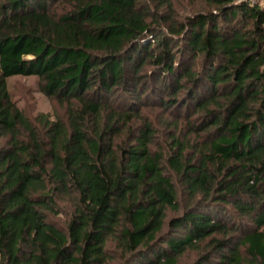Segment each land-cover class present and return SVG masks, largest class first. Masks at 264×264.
I'll return each mask as SVG.
<instances>
[{"label": "trees", "instance_id": "16d2710c", "mask_svg": "<svg viewBox=\"0 0 264 264\" xmlns=\"http://www.w3.org/2000/svg\"><path fill=\"white\" fill-rule=\"evenodd\" d=\"M199 1L0 0V264H264V6Z\"/></svg>", "mask_w": 264, "mask_h": 264}, {"label": "rangeland", "instance_id": "374dc122", "mask_svg": "<svg viewBox=\"0 0 264 264\" xmlns=\"http://www.w3.org/2000/svg\"><path fill=\"white\" fill-rule=\"evenodd\" d=\"M179 1L180 4H177L179 15H183L194 8L206 7V5L199 0L195 1L193 5H191L188 0ZM174 2V4H176V0H174ZM7 87L16 105L21 107L29 117L35 116L39 112H49L50 114L58 113L59 115L63 114L65 106L59 105L53 98H50L47 95L45 96L40 90H38V80L34 75H12V77L7 79ZM142 114L156 125L154 142L163 147L165 142L169 140V135H167V133L173 131L172 129H168L169 124H167V121L171 120V115L168 111L161 109L157 105L145 107ZM152 147H155V145L152 144ZM165 153L166 155L169 154L167 148H165ZM166 169L171 176L174 177V180H178L176 175L170 169ZM176 184L179 190V202L185 203V201H187V194L183 192V185L178 181H176ZM60 205V211L57 215L53 216V221H55L60 227H64L70 212V205H68L66 201L61 202ZM173 213L174 211L167 210V216H170ZM106 253L109 254V258L104 264H116L118 261L119 249L115 242H111Z\"/></svg>", "mask_w": 264, "mask_h": 264}, {"label": "built area", "instance_id": "2783aa9c", "mask_svg": "<svg viewBox=\"0 0 264 264\" xmlns=\"http://www.w3.org/2000/svg\"><path fill=\"white\" fill-rule=\"evenodd\" d=\"M245 1L249 2L250 4H258V3H260L261 5L264 6V0H245Z\"/></svg>", "mask_w": 264, "mask_h": 264}]
</instances>
